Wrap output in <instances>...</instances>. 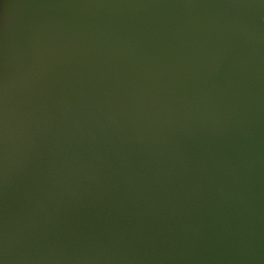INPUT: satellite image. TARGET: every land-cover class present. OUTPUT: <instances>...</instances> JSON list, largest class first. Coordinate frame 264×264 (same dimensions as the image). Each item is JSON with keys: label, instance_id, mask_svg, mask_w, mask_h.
<instances>
[{"label": "water", "instance_id": "water-1", "mask_svg": "<svg viewBox=\"0 0 264 264\" xmlns=\"http://www.w3.org/2000/svg\"><path fill=\"white\" fill-rule=\"evenodd\" d=\"M0 264H264V0H0Z\"/></svg>", "mask_w": 264, "mask_h": 264}]
</instances>
